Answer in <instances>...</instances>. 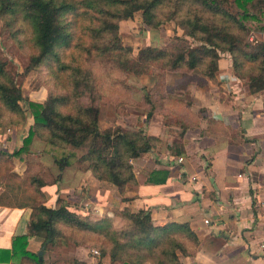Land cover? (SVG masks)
<instances>
[{
    "label": "trees",
    "instance_id": "trees-1",
    "mask_svg": "<svg viewBox=\"0 0 264 264\" xmlns=\"http://www.w3.org/2000/svg\"><path fill=\"white\" fill-rule=\"evenodd\" d=\"M263 7L264 0H0L3 29L28 55L24 72L44 73L42 84L48 91L44 102H28L32 123L22 145L13 151L0 149L4 187L0 205L31 209L29 233L15 236L11 250L0 251L8 257L20 256V264H45L43 254L40 260L38 254L26 250L28 237L34 235L44 249L58 244L96 247L100 258L109 256L112 264H182L180 257L194 256L199 241L188 221L155 225L149 209L132 211L127 206L117 209L113 217L80 214L59 197L47 206L43 177L32 171L33 164L18 174L13 159H25L34 136L52 147L80 150L74 162L72 152L55 158L59 169L86 164L96 179L115 185L123 196L127 186L136 183L133 161L161 145V140L143 128H100L98 101L110 90L96 83L95 67L136 76L154 69L198 70L202 79L194 84L202 86L207 81L218 82L220 54L228 52L232 75L246 81L250 94L264 93V37L250 39L247 25L261 21L263 9H253ZM135 13L153 29L172 22L185 38L199 45L192 47L187 39L175 37L165 48L145 46L133 53L131 46L123 44L118 23L132 19ZM85 96L86 103L82 101ZM163 99L164 107L184 103ZM21 100V88L0 58V130L26 122ZM174 109L162 113L165 126H179L183 132L197 123L194 115L191 121ZM167 115L175 120L167 122ZM213 125L210 131L217 124ZM173 154L181 156L183 151L175 148ZM167 177L168 170L160 169L152 171L147 180L162 184ZM49 264L86 263L57 259Z\"/></svg>",
    "mask_w": 264,
    "mask_h": 264
},
{
    "label": "crops",
    "instance_id": "crops-1",
    "mask_svg": "<svg viewBox=\"0 0 264 264\" xmlns=\"http://www.w3.org/2000/svg\"><path fill=\"white\" fill-rule=\"evenodd\" d=\"M229 64L223 68L219 61L217 83L189 84L185 89L189 113L198 120L194 126L182 132L179 126H165L160 114L137 117L136 126L158 137L161 145L133 161L136 183L128 185L123 196L115 185L96 179L85 164H72L51 184L52 204L59 197L73 212L107 217L125 206L149 209L155 225L188 221L199 243L194 256L180 257L182 264H264V93L250 94ZM19 127L1 128L0 149L10 151L6 134ZM175 148L183 154L174 155ZM13 164L14 171L24 174V160L14 158ZM160 169L168 170L165 183L147 180ZM47 188L46 182L42 190L48 196ZM3 189L0 183V193ZM79 200L88 207L72 204ZM46 205L51 206L48 201ZM30 214V208L0 205V250H11L15 236L29 233ZM52 247L43 250L45 264L57 259L112 264L109 256L100 258L83 246ZM41 248L42 240L30 235L26 250L38 254ZM0 257V264L21 261L1 251Z\"/></svg>",
    "mask_w": 264,
    "mask_h": 264
},
{
    "label": "rangeland",
    "instance_id": "rangeland-1",
    "mask_svg": "<svg viewBox=\"0 0 264 264\" xmlns=\"http://www.w3.org/2000/svg\"><path fill=\"white\" fill-rule=\"evenodd\" d=\"M260 9H263L260 13L261 21L247 22L248 27L251 29L249 36L252 40L264 37V29L261 30L260 28L262 26L264 27V7L253 10L258 12ZM118 25L119 35L123 44L131 46L133 53H136L145 46L165 48L168 44L172 43L175 37L185 38L183 31L172 22H166L156 29L147 27L143 23L140 13H135L132 19L121 20ZM185 39L188 40L189 46L194 47L199 45V43L193 39ZM0 58L6 62V69L11 73L21 88L23 100L20 101V105L26 114V122L21 124L19 128H15L16 130L14 129L13 134L9 132L6 134V140L10 142L8 149L12 151L14 147L18 146L26 137L28 132L27 129L32 123V115L28 107V102H44L47 98L48 91L42 84L44 73L36 70L29 71L28 73L24 72L28 64V55L26 51L20 49L16 43L8 37L3 29V23L1 21ZM220 60L223 68L229 63V65H231V56L228 52L221 53ZM95 74L97 75V79L95 80L96 83L100 82L101 85L106 86L107 91L110 90V94L103 96L100 101H98L99 126L101 129L115 126L142 128L136 126L138 124L137 117H143L145 115L146 118L149 119L153 115L160 114V117L163 118L162 113L169 109H173V107L177 113L182 112L190 116L191 121L195 119L192 116L195 113H189L190 107L187 105L184 91L189 84H194L202 79L201 73L198 70L191 72H185V70H165L161 72V70L154 69L152 73L147 75L136 76L123 73L116 69L110 72L109 69L106 70V67L97 66L95 67ZM189 81L192 83H188ZM241 82L247 85L245 80ZM111 83L114 85L111 86ZM145 95H148L147 99L144 98ZM163 98L182 99L184 103H171L169 105L167 103L166 107H164L163 102L165 101ZM82 101L84 103L88 102V97H83ZM166 117L167 122L175 120L172 115H167ZM15 126H18V124L3 127L2 129H12V127ZM35 141L39 142L35 143ZM29 149L30 150L27 151L25 155L24 164H33L34 167L32 171L39 173L43 179L46 180L50 190L48 191V188L46 189L48 196L44 193L45 202L47 203L48 201L51 205L54 202V200H52L53 188H51V184L61 179L63 170L59 169V166L55 162V158L59 159L72 152L76 155L71 158V161L74 162L76 157L81 155L82 151L72 148L59 149L52 147L36 136L33 137ZM53 163L56 165H53ZM84 167H86V164ZM66 173L64 175H66ZM80 202V200L77 202L74 201L72 204L79 207L78 204H80ZM80 205L83 208L88 207L83 204ZM89 211L93 213L94 210L91 208ZM48 247V251L53 248L50 245ZM88 249H90L91 253L93 249H96L98 251L97 256L100 257L98 248L93 247Z\"/></svg>",
    "mask_w": 264,
    "mask_h": 264
},
{
    "label": "built area",
    "instance_id": "built-area-1",
    "mask_svg": "<svg viewBox=\"0 0 264 264\" xmlns=\"http://www.w3.org/2000/svg\"><path fill=\"white\" fill-rule=\"evenodd\" d=\"M178 161H182V158H181V157L178 158ZM205 222L208 223V220H205ZM92 253H93L94 255H98V251H97L96 249H93V250H92Z\"/></svg>",
    "mask_w": 264,
    "mask_h": 264
},
{
    "label": "water",
    "instance_id": "water-1",
    "mask_svg": "<svg viewBox=\"0 0 264 264\" xmlns=\"http://www.w3.org/2000/svg\"><path fill=\"white\" fill-rule=\"evenodd\" d=\"M43 250H44V246H42L41 250H39V252H38L40 260L42 259Z\"/></svg>",
    "mask_w": 264,
    "mask_h": 264
}]
</instances>
